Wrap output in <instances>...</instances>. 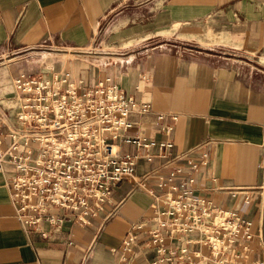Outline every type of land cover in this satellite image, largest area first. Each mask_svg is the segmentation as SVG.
<instances>
[{"label": "crops", "instance_id": "obj_1", "mask_svg": "<svg viewBox=\"0 0 264 264\" xmlns=\"http://www.w3.org/2000/svg\"><path fill=\"white\" fill-rule=\"evenodd\" d=\"M263 56L264 0H0V134L18 102L14 79L52 70L83 86L109 78L148 101L151 113H131L126 135L173 142L168 157L139 160L135 176L116 184L87 224L67 218L54 231L39 223L48 238L23 227L11 195L14 171L1 168L0 264H154L158 254L146 243L154 198L135 181L162 196L167 187L158 178L176 165L183 179L194 177L193 195L250 220L253 236L216 258L198 232L166 238L173 256L185 247L193 261L194 254L215 260L206 264H264ZM206 151V166L190 172L186 160ZM128 233L130 251L122 244Z\"/></svg>", "mask_w": 264, "mask_h": 264}, {"label": "built area", "instance_id": "obj_2", "mask_svg": "<svg viewBox=\"0 0 264 264\" xmlns=\"http://www.w3.org/2000/svg\"><path fill=\"white\" fill-rule=\"evenodd\" d=\"M69 77L67 72L50 70L47 74L22 73L15 78L18 102L8 110L7 132L0 134V169L11 167L14 171L10 186L16 215L23 227L34 226L44 238L50 232L40 230L39 223L46 221L54 231L67 218L87 224V215L102 209L112 188L124 177L135 176L139 160L166 158L173 146L171 140L157 142L147 136L126 135L134 124L129 119L131 113H151L148 101H137L109 78L83 86V81H69ZM164 116L156 114V119ZM120 143L133 146L135 152L121 151ZM208 161L206 151L197 159L188 158L186 165L191 172ZM183 173L184 167L176 165L167 176L158 178V186L167 187L162 196L143 179L135 181L154 198L146 242L158 254L154 264L215 261L198 254L194 255L199 260L193 261L185 247L178 257L173 256L166 238L178 241L198 232L196 241L207 246L216 258L226 247L253 236L250 220L193 195L194 177L183 179ZM258 236L262 238V233ZM132 241L131 233L122 240L126 251H130Z\"/></svg>", "mask_w": 264, "mask_h": 264}, {"label": "rangeland", "instance_id": "obj_3", "mask_svg": "<svg viewBox=\"0 0 264 264\" xmlns=\"http://www.w3.org/2000/svg\"><path fill=\"white\" fill-rule=\"evenodd\" d=\"M68 56H73V55H68ZM262 61L264 62V56H263V58H262Z\"/></svg>", "mask_w": 264, "mask_h": 264}]
</instances>
